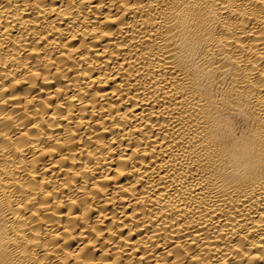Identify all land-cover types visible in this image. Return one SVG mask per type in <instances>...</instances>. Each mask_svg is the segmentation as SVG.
I'll return each mask as SVG.
<instances>
[{
  "label": "bare ground",
  "instance_id": "6f19581e",
  "mask_svg": "<svg viewBox=\"0 0 264 264\" xmlns=\"http://www.w3.org/2000/svg\"><path fill=\"white\" fill-rule=\"evenodd\" d=\"M0 87V264H264V0H0Z\"/></svg>",
  "mask_w": 264,
  "mask_h": 264
},
{
  "label": "clouds",
  "instance_id": "9594fccd",
  "mask_svg": "<svg viewBox=\"0 0 264 264\" xmlns=\"http://www.w3.org/2000/svg\"><path fill=\"white\" fill-rule=\"evenodd\" d=\"M29 79H32V78L29 77ZM32 87H37V85H36L35 82L32 83ZM2 92H3V88L0 87V96H2ZM7 103H8L7 99H0V105L7 104ZM2 118L10 119V117H2ZM68 138L70 139V137H68ZM9 243L11 244V246H12L13 248H17V247H19L18 245L12 243L11 241H10ZM3 255H4V253L0 252V256H3Z\"/></svg>",
  "mask_w": 264,
  "mask_h": 264
}]
</instances>
